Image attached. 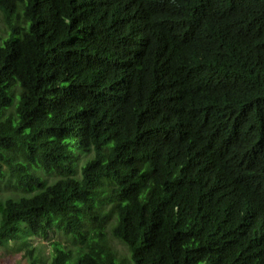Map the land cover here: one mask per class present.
Segmentation results:
<instances>
[{"label":"trees","instance_id":"1","mask_svg":"<svg viewBox=\"0 0 264 264\" xmlns=\"http://www.w3.org/2000/svg\"><path fill=\"white\" fill-rule=\"evenodd\" d=\"M6 177L49 264H264V0H0Z\"/></svg>","mask_w":264,"mask_h":264},{"label":"rangeland","instance_id":"2","mask_svg":"<svg viewBox=\"0 0 264 264\" xmlns=\"http://www.w3.org/2000/svg\"><path fill=\"white\" fill-rule=\"evenodd\" d=\"M84 162V157L81 156L76 171L79 170L81 164ZM57 178L55 176L48 177V183H52ZM14 180L6 177L0 183V203L8 198H18L25 195V192L13 186ZM108 238L110 246L117 253L118 257L128 258V251L126 247L116 238L110 235L108 231ZM58 242L66 248L71 250L78 249L82 245L72 238L69 239L59 232H53L48 235L47 240L37 237H23L14 242H9L5 247H0V264H28L27 252L30 250H39V261L36 264H49L51 261L52 243Z\"/></svg>","mask_w":264,"mask_h":264}]
</instances>
